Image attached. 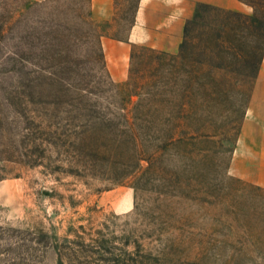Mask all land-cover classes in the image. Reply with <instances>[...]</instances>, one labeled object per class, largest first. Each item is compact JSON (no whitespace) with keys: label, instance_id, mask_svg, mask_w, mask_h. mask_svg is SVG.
Segmentation results:
<instances>
[{"label":"rangeland","instance_id":"374dc122","mask_svg":"<svg viewBox=\"0 0 264 264\" xmlns=\"http://www.w3.org/2000/svg\"><path fill=\"white\" fill-rule=\"evenodd\" d=\"M137 3L0 0V264H264V189L229 169L256 77L211 55L180 106L176 53L135 45L110 83Z\"/></svg>","mask_w":264,"mask_h":264},{"label":"crops","instance_id":"0c3cea01","mask_svg":"<svg viewBox=\"0 0 264 264\" xmlns=\"http://www.w3.org/2000/svg\"><path fill=\"white\" fill-rule=\"evenodd\" d=\"M198 3L237 11L243 9L238 0H138L125 38L101 36L105 67L110 78L117 82L128 77L133 45L177 53L185 22L193 16ZM90 8L93 18L111 19L115 0H90ZM229 169L234 176L264 189V53ZM118 206L119 202L112 205L114 210H118Z\"/></svg>","mask_w":264,"mask_h":264},{"label":"trees","instance_id":"16d2710c","mask_svg":"<svg viewBox=\"0 0 264 264\" xmlns=\"http://www.w3.org/2000/svg\"><path fill=\"white\" fill-rule=\"evenodd\" d=\"M238 1L251 6L253 12L245 13L198 3L193 16L186 20L179 50L173 56L176 62L174 66L181 67L182 70L184 68L189 76L185 80V88L179 93L180 106L194 103L193 97L196 98L199 93L203 94L206 91V83L201 75L204 71H210L208 67H216L215 63L211 64V55L223 56L231 51L234 60L244 68V73L248 74L247 70L251 69L252 77H256L264 53V0ZM195 29H197V35H193ZM134 46H132L130 61L135 56ZM146 48L150 51L154 50ZM189 52H194L196 56L187 60ZM99 56L107 74L101 46H99ZM131 78L132 69L129 68L126 80L115 82L109 78V81L125 86L129 84Z\"/></svg>","mask_w":264,"mask_h":264}]
</instances>
